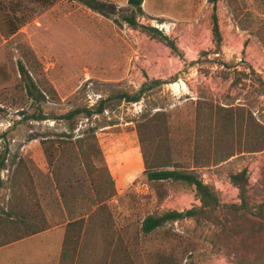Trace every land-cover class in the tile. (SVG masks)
I'll use <instances>...</instances> for the list:
<instances>
[{
	"label": "rangeland",
	"instance_id": "obj_1",
	"mask_svg": "<svg viewBox=\"0 0 264 264\" xmlns=\"http://www.w3.org/2000/svg\"><path fill=\"white\" fill-rule=\"evenodd\" d=\"M101 1L110 6V15L103 16L78 0H57L49 8L26 1L25 10L32 13V19L11 38L0 29V152L8 158V170L1 175L0 217L13 204L26 212L36 209L51 226L46 232L0 247V264L264 263V151L238 154L219 165L198 169L219 198L214 221L171 222L146 235L142 223L148 216L182 212L200 206V201L195 188L184 183L147 180L135 122L146 108L166 106L175 158L187 165L193 160L200 95L225 107H244L246 114L253 112L264 125V94L259 96V89L264 92V47L252 29L245 31L237 25L227 0H218L215 8L210 0H145L142 24L163 31L182 55L118 21L117 11L127 9L129 0ZM239 2L245 12L253 14L256 24L264 22V0ZM8 4V0L3 2V12L8 11ZM214 13L223 36V59L238 64L239 70L251 66L263 85L254 84L250 77L233 87L237 76L224 80L218 67L209 76L198 66L185 71V62L198 60L203 51H215ZM21 65L29 77L22 74ZM177 75V81L165 85L162 92L94 118L117 196L105 211L86 219L82 228L69 227L73 216L40 143L45 136L55 137L63 131V124L26 120L25 114L35 113L39 105L48 116H62L75 108H90L117 92L134 93L147 80L172 81ZM30 79L39 92H45L41 104L26 91ZM241 142L244 147L245 140ZM235 143L240 144L238 139ZM20 158L27 168L22 186L12 191L10 177ZM67 169L80 202L90 206L94 194L83 183L88 178L83 167L75 163L70 168L65 163ZM244 170L246 212L240 209L244 203L240 188L231 181Z\"/></svg>",
	"mask_w": 264,
	"mask_h": 264
},
{
	"label": "trees",
	"instance_id": "obj_2",
	"mask_svg": "<svg viewBox=\"0 0 264 264\" xmlns=\"http://www.w3.org/2000/svg\"><path fill=\"white\" fill-rule=\"evenodd\" d=\"M4 1L0 0V13L3 15L2 20L0 18V29L3 30L4 36L7 38L17 34L32 19V13L25 10L26 1L48 8L57 3V0H8V11L3 12ZM78 1L103 16L110 15V6L101 0ZM210 1L215 8L218 0ZM144 2L145 0H129L127 9L117 11L118 21L133 29L142 30L150 37L165 43L176 54L182 55L174 40L163 31L151 25L142 24L141 18L145 17ZM227 2L234 13L237 25L245 31L252 29L251 31L264 47V22H260L259 25L256 24L253 14L248 11L245 12L239 0H227ZM212 21L215 51H203L198 60L190 63L185 62V71L190 67L198 66L200 71H205L209 76L212 69L218 67V74L224 80H228L234 75L237 76L232 83L233 87H237L244 79L250 77H252L251 80L254 84L259 82L260 85H263L262 80L251 66L247 65L244 70H239L238 64L223 59L221 54L223 36L216 13L213 14ZM211 55H214L213 59H209ZM20 68L22 74L28 76L25 67L21 65ZM247 70L250 72H247ZM179 75L172 81L147 80L134 93L117 92L102 98L90 108H75L62 116H48L39 105L35 113L25 114L26 120L36 122L53 120L63 124V131L56 134L55 137L45 136L40 143L49 166L53 168L52 176L55 179L57 188H60L66 207L73 216L72 221L68 224L69 227L78 225L82 228L86 219L92 220L98 212L105 211L108 202L117 196L115 181L105 162L104 153L98 139L99 127L95 125L94 118L103 115L108 110L117 109L123 104H136L162 92L163 87L175 83ZM25 88L34 101L41 104L45 92H39L36 82L31 79L29 82L26 81ZM49 93L50 91H46V94ZM263 94V90L259 89V96ZM196 105L193 160L188 165L177 161L175 158L168 137L169 114L166 106L154 104L146 108L135 121L145 166L144 175L147 180L150 182L171 181L184 183L195 188L196 196L200 201V206H194L182 212L170 210L160 215L148 216L142 223V232L146 235L171 222L184 220L214 221L220 208L219 198L211 186L206 184L198 175V169L219 165L238 154L264 151V125L256 119L253 112L249 111L246 114L244 107H225L216 104L210 97L203 95L199 96ZM154 109L157 110L153 112ZM86 120L87 126H80L81 122ZM77 130H79L78 134ZM236 139L240 143L238 146L235 143ZM242 140H245L246 143L244 147H242ZM7 160V153L0 152V190L4 187L1 175L8 170ZM65 163L70 168L75 163L81 164L83 167L88 177L83 183L89 186L94 194V198L90 199V206L80 202L79 195L75 193L71 183L73 178L68 173V169L64 170ZM14 164L15 168L10 177L12 191L20 189L19 186L27 168L24 158H20ZM63 181H65L67 187H65ZM231 181L240 188L241 198L244 201L240 209L246 212L247 171L244 170L233 175ZM69 198L72 200L68 201ZM32 208L34 207L30 209ZM237 209H235V212H237ZM2 213L3 216L0 217V247L46 232L51 228L46 217L41 216L36 209L26 212L22 207L12 204L7 211L2 210ZM67 236H69V231H67Z\"/></svg>",
	"mask_w": 264,
	"mask_h": 264
}]
</instances>
